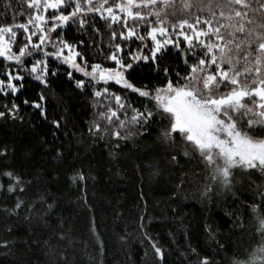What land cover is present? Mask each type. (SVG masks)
<instances>
[{"label": "snow or ice", "instance_id": "snow-or-ice-1", "mask_svg": "<svg viewBox=\"0 0 264 264\" xmlns=\"http://www.w3.org/2000/svg\"><path fill=\"white\" fill-rule=\"evenodd\" d=\"M23 2L30 10L26 22L0 25V96L6 101L0 103V120L23 121L16 100L34 83L38 99L22 102L47 121L46 93L55 96L53 81L66 76L77 93L90 94L94 114L87 124L93 143L119 149L121 141L133 136L147 140L155 134L157 145L180 170L178 190L198 181L199 196L210 212L227 205L228 220L221 219L222 224L231 222L232 232L247 231L246 213L258 223L262 243L246 261L231 259V264H264V0ZM11 6L7 0L0 15L6 17ZM15 15L14 11V20ZM100 21L108 30L106 40L97 27ZM20 30L23 42L18 39ZM71 30L76 34L73 40L68 38ZM145 71L149 80L160 83H135L137 74ZM129 94L136 95L139 105ZM71 109L66 102L64 115L49 123L60 130ZM9 152L15 149L0 145L3 231L12 234L19 222L13 224L10 218L23 212L24 220L50 226L58 207L56 196L35 188L32 180L10 167ZM181 160L195 162L202 171L184 172ZM86 178L94 177L81 170L69 177L73 184ZM222 224L205 220L206 243L188 244L181 254L187 264H225L230 246L222 242L229 239L220 231ZM57 235L66 238L64 232ZM144 237L159 264H167L166 250L147 231ZM15 243L3 239L0 247ZM24 243L36 244V234Z\"/></svg>", "mask_w": 264, "mask_h": 264}, {"label": "trees", "instance_id": "trees-1", "mask_svg": "<svg viewBox=\"0 0 264 264\" xmlns=\"http://www.w3.org/2000/svg\"><path fill=\"white\" fill-rule=\"evenodd\" d=\"M6 2L0 0V12L5 11ZM11 5L6 17L0 15V25L26 22L30 14L27 4L11 0ZM20 11L25 15H19ZM97 27L106 40L108 30L103 21ZM68 38H76L74 30ZM18 39L23 42L22 30ZM148 76L147 71L138 73L134 82L153 86L160 83ZM53 83L55 96L46 93L47 121L22 102L24 98L38 99L39 87L34 83L16 100L23 121L0 120V145L15 149L6 158L9 166L21 171L26 180H32L35 188L53 193L58 203L48 227L36 219L24 220L26 212L19 218L12 216L13 224L19 222L12 234L3 231L4 216L0 212V240H16L15 245L0 247V264H159L151 243L144 237L145 231L166 250L167 264H187L181 254L187 251L189 243H206L205 220L211 219L217 226L222 224L221 218L228 220L224 216L227 205L221 204L210 212L205 206L207 201L199 196L198 181L185 183L178 190L180 170L170 163L164 147L157 145L155 134L147 140L133 136L127 142L121 141L119 149L93 143L87 124L94 114L90 94L77 93L66 76ZM112 87L123 94L120 86ZM129 95L139 105L136 95ZM12 99L8 97V101ZM4 102L0 96V103ZM66 102L72 104L67 123L56 130L49 121L64 115ZM56 149L62 154L59 157ZM181 165L184 172L202 171V166L195 162L181 160ZM76 170L94 178L73 184L69 177ZM28 195L31 198L33 192ZM244 219L247 231L232 232L230 221L220 227L221 233L229 237L222 240L230 246L225 264H231V259L246 261L262 243L258 223L247 213ZM141 223L146 227L141 228ZM60 232L66 233L65 239L57 235ZM32 233L36 234L37 243L29 247L24 240Z\"/></svg>", "mask_w": 264, "mask_h": 264}]
</instances>
